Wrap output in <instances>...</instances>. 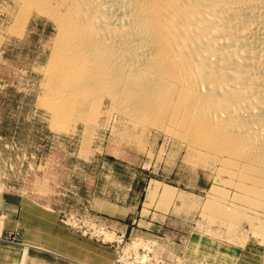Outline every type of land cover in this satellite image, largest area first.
Returning a JSON list of instances; mask_svg holds the SVG:
<instances>
[{
    "label": "rangeland",
    "instance_id": "1",
    "mask_svg": "<svg viewBox=\"0 0 264 264\" xmlns=\"http://www.w3.org/2000/svg\"><path fill=\"white\" fill-rule=\"evenodd\" d=\"M18 11L0 0V264H264V228L206 207L219 188L240 205L218 163L110 103L55 127L42 99L56 26L20 27Z\"/></svg>",
    "mask_w": 264,
    "mask_h": 264
},
{
    "label": "bare ground",
    "instance_id": "2",
    "mask_svg": "<svg viewBox=\"0 0 264 264\" xmlns=\"http://www.w3.org/2000/svg\"><path fill=\"white\" fill-rule=\"evenodd\" d=\"M18 2L20 27L56 26L41 98L55 127L110 103L218 163L240 205L219 188L206 207L264 228V0Z\"/></svg>",
    "mask_w": 264,
    "mask_h": 264
}]
</instances>
